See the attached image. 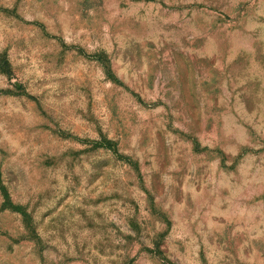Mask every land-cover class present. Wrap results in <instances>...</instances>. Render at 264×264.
Listing matches in <instances>:
<instances>
[{"label": "rangeland", "instance_id": "obj_1", "mask_svg": "<svg viewBox=\"0 0 264 264\" xmlns=\"http://www.w3.org/2000/svg\"><path fill=\"white\" fill-rule=\"evenodd\" d=\"M0 264H264V0H0Z\"/></svg>", "mask_w": 264, "mask_h": 264}]
</instances>
